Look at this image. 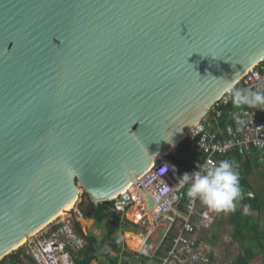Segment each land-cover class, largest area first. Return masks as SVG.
<instances>
[{
    "label": "water",
    "instance_id": "1",
    "mask_svg": "<svg viewBox=\"0 0 264 264\" xmlns=\"http://www.w3.org/2000/svg\"><path fill=\"white\" fill-rule=\"evenodd\" d=\"M263 56L264 0H0V260L167 159Z\"/></svg>",
    "mask_w": 264,
    "mask_h": 264
},
{
    "label": "built area",
    "instance_id": "2",
    "mask_svg": "<svg viewBox=\"0 0 264 264\" xmlns=\"http://www.w3.org/2000/svg\"><path fill=\"white\" fill-rule=\"evenodd\" d=\"M235 84L264 93V56ZM229 95L225 91L182 141L190 148H199L203 154V161L195 163L188 173L203 165L218 163V158L231 153L240 157L255 156L264 165V109L236 108ZM181 176L176 164L166 159L158 160L125 190L108 199L111 210L120 212L123 217L127 212L138 211L140 215L150 212L148 234L162 227V221L156 222V219L169 220L155 252L151 255L138 253L145 258L142 264H237V257L243 255L242 252L225 258L216 251L213 242L201 239L204 230H211L218 213L209 211L199 200L192 202L182 195L183 190L178 187ZM248 196L249 193L239 200ZM71 211L76 220L84 222L76 205ZM70 212L44 235L26 238L21 246L24 263V258L28 257L33 264H76L73 255L83 249L86 242L75 230Z\"/></svg>",
    "mask_w": 264,
    "mask_h": 264
},
{
    "label": "trees",
    "instance_id": "3",
    "mask_svg": "<svg viewBox=\"0 0 264 264\" xmlns=\"http://www.w3.org/2000/svg\"><path fill=\"white\" fill-rule=\"evenodd\" d=\"M225 159L234 163L239 174L241 194H245L249 190L253 192V197L245 198L242 201L237 200L235 206H243L259 215L258 218L252 219L239 211H234L225 221L232 229L233 240L239 244L243 253V255L237 257L236 263L260 264L262 257L264 258V231L261 230L260 220V216L264 212V198L255 192L247 181V178L259 167V163L255 158L253 160H243L237 153L220 157L218 162ZM166 160L176 164L179 167L180 174L183 175L185 172H189L195 163L203 161V154L199 148H190V145L184 141L172 150ZM77 200L79 202L76 204V209L80 211L86 223L94 222L96 225L104 226L103 241L107 243L110 251L115 254L112 258L108 256L110 264H122L120 258L131 259L137 257L142 262L144 261L145 258L139 254L125 253L119 248L116 240V235L123 231L136 233V225L127 222L120 212L112 211L111 204H95L85 193L79 194ZM81 225L83 227L84 224ZM53 230H56V228H53ZM126 238L140 242L144 241L141 237L133 234H127ZM85 242L84 248L73 255L76 264H91L97 261L93 250L89 246L90 243L95 245L96 239L89 236ZM254 250H258V254L254 253ZM22 254L20 250L13 252L5 256L1 260V264H25L21 258ZM24 261L33 264L28 257H25Z\"/></svg>",
    "mask_w": 264,
    "mask_h": 264
},
{
    "label": "rangeland",
    "instance_id": "4",
    "mask_svg": "<svg viewBox=\"0 0 264 264\" xmlns=\"http://www.w3.org/2000/svg\"><path fill=\"white\" fill-rule=\"evenodd\" d=\"M172 152V150L170 152H168V155ZM248 182L249 185L252 187V189L259 193L262 198H264V165H261L253 172V174L248 178ZM77 204V200L70 205L69 209L67 211H62L60 212L58 215H56L55 217H53V219H51L49 221V223H46V225H44L41 229H39L38 231H36V233L34 235H44L46 232H48L53 225H55V223H61L62 220L66 219V213L70 212L74 206ZM235 210H239L242 211L244 214H247L250 218L255 219L258 218L259 215L256 214L253 211H250L246 208L243 207H234L233 210L229 211V212H221L218 213L217 218L215 219L211 230H204L201 233V239H210V235L212 233H215L217 235V238L215 240L212 239L213 241V246L216 248V251L218 253H220V255H222L225 258H231L237 255V253L239 254V252H242L239 244H236L235 241L232 240V229L230 227H226L224 225H222V228H219L220 230H216L217 223L221 222V223H225L228 215L230 213H232ZM142 218L138 221L135 222V219H132L130 217V214L127 212L124 215V218L127 222L136 225L137 226V230L136 233L130 232V231H123L122 233H119L116 235V240L118 242V246L119 248H121L125 253H131V254H138L139 252L133 251L131 250V248L128 247L127 242L129 241L126 237L127 234H133L136 236L141 237L142 239L145 238V236L148 234V228H149V220L151 219V213L150 212H146L144 215H140ZM260 220H261V230L264 231V212L261 214L260 216ZM83 225V229H84V233L87 237H94L96 239V244L93 245L92 243L89 244V246L91 247V249L93 250L97 261V264H101L104 263L105 261H109L108 260V256L109 257H114V253H112L109 249V246L107 245V243H104L103 238L105 235V228L103 225H96L94 224V222H90L89 224L86 223L85 221L82 222ZM218 232V233H217ZM155 234L153 233V236ZM33 236V235H31ZM30 236V237H31ZM156 238V235L154 236ZM27 238V237H26ZM24 243V241L22 242V244ZM21 244V246H22ZM21 246L16 250V251H23L21 250ZM13 251V252H16ZM12 252V253H13ZM258 250H254V253L258 254ZM120 263L122 264H142L140 259H137V257H133L131 259H126V258H120ZM25 264H28L25 261ZM95 264V263H93ZM260 264H264V258L262 257L261 263Z\"/></svg>",
    "mask_w": 264,
    "mask_h": 264
},
{
    "label": "clouds",
    "instance_id": "5",
    "mask_svg": "<svg viewBox=\"0 0 264 264\" xmlns=\"http://www.w3.org/2000/svg\"><path fill=\"white\" fill-rule=\"evenodd\" d=\"M232 104L236 108L264 109V93L237 87L232 81H225ZM182 195L190 201L199 202L211 212H229L241 197L239 174L234 163L225 159L218 163L203 165L196 171L185 172L178 179Z\"/></svg>",
    "mask_w": 264,
    "mask_h": 264
},
{
    "label": "bare ground",
    "instance_id": "6",
    "mask_svg": "<svg viewBox=\"0 0 264 264\" xmlns=\"http://www.w3.org/2000/svg\"><path fill=\"white\" fill-rule=\"evenodd\" d=\"M168 154V152H166V153H164L163 155H167ZM116 196V195H115ZM114 196V197H115ZM114 197H112V198H110V199H113ZM151 203V202H150ZM71 205V204H70ZM70 205L68 206V207H66L64 210H62L63 212L64 211H67L68 209H69V207H70ZM149 207H150V205H149ZM61 211V212H62ZM60 213V212H59ZM58 213V214H59ZM57 214V215H58ZM55 217V216H54ZM130 217L132 218V219H135V222L136 221H138V220H140L142 217L140 216V213L138 212V211H133V212H131L130 213ZM51 219H53V218H51ZM50 219V220H51ZM49 220V221H50ZM49 221L48 222H46V223H49ZM46 223H44L43 225H41L40 227H38V228H36L34 231H32V232H30L29 234H28V236L27 237H30L31 235H34L35 233H36V231H38L39 229H41L44 225H46ZM154 234L156 235V232H154ZM154 235V236H155ZM156 237H157V235H156ZM129 240V239H128ZM143 244H144V241H142V242H140V241H135V240H129L128 242H127V245H128V247L129 248H131V250H133V251H136V252H138V251H140L141 249H142V247H143Z\"/></svg>",
    "mask_w": 264,
    "mask_h": 264
},
{
    "label": "crops",
    "instance_id": "7",
    "mask_svg": "<svg viewBox=\"0 0 264 264\" xmlns=\"http://www.w3.org/2000/svg\"><path fill=\"white\" fill-rule=\"evenodd\" d=\"M232 154V153H231ZM234 154V153H233ZM229 155V154H228ZM243 160H253L254 158L257 160V158L255 157V156H253V157H241ZM258 161V160H257ZM259 163V162H258ZM259 166H260V163H259ZM251 176V175H250ZM249 176V177H250ZM248 177V178H249ZM248 178H247V181H248ZM249 183V182H248ZM247 193H249L250 194V196H248V197H246V198H251V197H253V192L252 191H247L245 194H247ZM245 194H241V196H243V195H245ZM245 199V198H244ZM239 200V199H238ZM240 201H242V200H240ZM235 207H243V206H235ZM243 208H245V207H243ZM247 209V208H246ZM249 210V209H248ZM235 211H239V210H235ZM234 212V211H233ZM232 212V213H233ZM239 212H241V213H243L242 211H239ZM232 213H230L229 215H231ZM244 214V213H243ZM228 215V216H229ZM245 215H247V214H245ZM248 216V215H247ZM228 218V217H227ZM256 219V218H255ZM227 220V219H226ZM222 225H224V226H226V227H229L228 225H227V223H221V222H219V223H217V226L218 227H216V230L218 231V230H220L219 228H222L223 226ZM218 233V232H217ZM215 236V237H214ZM231 237H232V235H231ZM217 238V235L215 234V233H212L211 235H210V239H206L205 238V240L206 241H211V242H213L212 241V239L213 240H215ZM232 240H233V237H232ZM234 241V240H233ZM236 244H237V242H236ZM101 264H110L109 263V261H105L104 263H101Z\"/></svg>",
    "mask_w": 264,
    "mask_h": 264
}]
</instances>
